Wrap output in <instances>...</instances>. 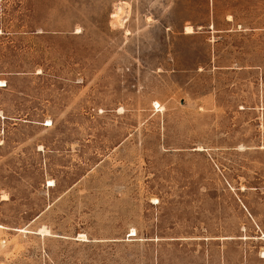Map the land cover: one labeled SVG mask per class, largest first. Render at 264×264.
Instances as JSON below:
<instances>
[{
    "label": "rangeland",
    "instance_id": "374dc122",
    "mask_svg": "<svg viewBox=\"0 0 264 264\" xmlns=\"http://www.w3.org/2000/svg\"><path fill=\"white\" fill-rule=\"evenodd\" d=\"M0 80V264H264V0H0Z\"/></svg>",
    "mask_w": 264,
    "mask_h": 264
},
{
    "label": "bare ground",
    "instance_id": "6f19581e",
    "mask_svg": "<svg viewBox=\"0 0 264 264\" xmlns=\"http://www.w3.org/2000/svg\"><path fill=\"white\" fill-rule=\"evenodd\" d=\"M185 31L186 32H191V28H190V26H186L185 27ZM0 82L2 83V80H0ZM136 235V232H135V230L132 228L131 229V231H130V234H128V237H133V236H135ZM78 238H81V239H84V234H79L78 236H77ZM262 238H264V235L262 236ZM85 240V239H84ZM263 254H264V251L262 252ZM262 256V255H261Z\"/></svg>",
    "mask_w": 264,
    "mask_h": 264
}]
</instances>
